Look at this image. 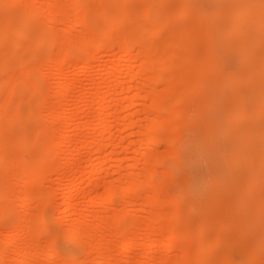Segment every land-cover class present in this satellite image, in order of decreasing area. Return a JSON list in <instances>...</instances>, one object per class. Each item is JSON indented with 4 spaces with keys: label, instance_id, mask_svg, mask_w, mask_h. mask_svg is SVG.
I'll list each match as a JSON object with an SVG mask.
<instances>
[{
    "label": "rangeland",
    "instance_id": "rangeland-1",
    "mask_svg": "<svg viewBox=\"0 0 264 264\" xmlns=\"http://www.w3.org/2000/svg\"><path fill=\"white\" fill-rule=\"evenodd\" d=\"M48 1L50 0H0V25L6 22L9 31V39L0 44V65H4L6 68L4 72L0 71V100H2L0 120L6 129L5 137L9 143V147L8 143L6 147L9 148L8 151H11L9 152L11 155L8 156H12H7L8 160L5 158L2 162L0 160V173H2L0 176V201L2 204L0 206V219H2L0 220V249L4 247L10 249L9 251L13 252L10 256L14 255L16 250L19 253H23L25 250L24 253L27 256L23 257L24 261L21 260L20 264H65V260H73V258L74 261L80 260H76V264H264V158L258 154L247 159V157H241L239 153L242 150L249 152L256 150L258 153L264 147V71L259 69L264 60V18L259 23L256 14H246L242 17L241 30L249 32L252 37L247 38L243 42L245 46L240 49L237 48L240 36L236 32H232L235 24V12L243 7H248L251 0H198V2L192 0V5L191 0H86L85 3L90 5L89 9H94L95 6L97 8L87 16L89 22L97 21L100 14L103 15L108 10L111 11V14L113 11L118 12V15L129 16V19L128 16L126 17L130 20L129 23L125 21L128 25H124V22L122 25L120 23L118 25L120 27L115 26L117 29L114 30L111 29L112 20L109 21L111 16L107 20V27L104 30L103 27L97 28L93 23L76 24L78 20L75 22L73 19L75 15L71 18L73 14L71 10L70 15L66 13V17L69 19L67 18L68 20L65 21L60 19V22L50 20L51 14L45 10L41 21L43 24L47 23L44 24L46 27L51 26L48 24L55 25L53 29L57 28L59 33L55 34L60 38H62L61 35L63 38L66 37L65 32L69 29L70 32L67 34L72 39L67 37L75 40V36H77L78 46L81 45L78 47L79 53L75 59L64 60L62 67L50 65L56 52L54 51V54L49 46H53L51 43L55 40L46 42L42 49L36 50L38 34L33 29L27 30L28 36L33 40L28 48L18 54L13 51L16 39L22 41L26 39L19 35L24 24L29 23L33 27L34 16L32 13H28V10L24 12L25 6L29 8L33 5L34 7L43 6ZM67 1L58 2L60 10H64L67 5H70V2ZM22 6L25 9L21 8ZM21 9L23 12L20 11ZM142 13L148 15L143 22L139 20ZM44 14L46 15L44 16ZM108 14L110 15V12ZM23 17H27V19L24 20ZM61 17L63 18V15ZM66 17L64 16L65 19ZM67 22L69 24L72 22L73 28L70 29ZM164 24H167V27ZM149 25L150 28L152 25L154 29L153 31L151 29L153 34L151 35L152 32H150L147 37L141 32L145 27L146 32ZM127 28L135 31L138 39L143 38L141 39L144 45L140 43L142 46L152 44L149 46L151 49L145 50L148 55L154 48L153 45L157 44V47L162 42V46L166 43L169 45L168 48L172 46L176 49L179 48L182 52L181 48H184L187 53L195 55L193 60L202 58L205 54L211 55L217 63L223 64L224 70L227 69L226 71L230 72L227 88L218 89L216 86L217 83L214 79H218L217 75L222 70L218 67L219 64H214L218 70L216 69L215 76L209 78L203 72L200 74L198 62H196L197 68L194 65L195 62H192V58L189 59L190 54L184 52L182 55L180 51L178 52L183 58L179 57V61L178 58H175L177 62L174 61L175 56L167 53L169 56L163 63L164 66L172 56L173 58L170 57V59H173L172 63L178 69L177 71L191 70L192 68L194 69L191 70L192 73L190 71L189 75L183 76V73L185 75L183 70L182 74L177 76L178 72L175 71V74L173 72V69L176 68H171L173 72L171 74H174L176 79L171 75L164 76V74L162 75L165 78H160L159 69L164 68L163 65H160L163 59L156 57V54L154 59L161 60L159 65L157 64L158 60H154L157 62L152 63L157 65L156 68L159 67L155 68L156 76L153 77V79H157L155 84L158 88L156 91L160 92L159 94H162L163 98H165V94L167 97L165 100H169L176 113L173 112V109L170 113L166 112L165 106L160 101V107L155 109L157 107L155 105L156 111L154 112L150 106L152 107L151 99L155 96L152 98L147 96L150 93L148 91H151L149 86L151 88L153 85L145 83L152 79L150 77L153 74L147 70L146 72L151 76L147 74L148 76L144 77V71H140L144 66L142 62L144 56L138 57L140 54H137L140 50L139 41L141 42V40L136 43L139 47L138 50V47L133 44L134 47L130 45V49L133 48L130 54L123 51L129 47L124 44V41L130 37L126 32H132L129 31L130 29L126 30ZM150 28H148L149 31ZM88 29L90 32L96 31L97 36H100V33L104 35L105 32L108 35L107 31H110L108 41L111 42L112 49L106 50L107 47L103 44L96 45L95 48H93L94 46L88 48L91 43L87 41L91 40L88 38L90 33ZM140 34L147 38L139 37ZM59 37L56 38L60 39ZM224 39L227 42L226 46L219 47L218 44ZM65 42V40L62 41L60 46H62V51L67 53L69 49L66 51L63 44L68 47L70 44L69 42L65 44ZM213 44L217 46L215 50L210 51L211 47L214 49L213 46H210ZM162 46L161 49H163ZM165 47L164 50L167 49ZM176 51L174 49L175 53ZM152 53H150L151 56ZM63 54L61 53L62 59L67 55ZM184 54L186 55L185 59ZM33 55H36L33 76H28L30 78L25 76L24 79L23 77L20 79L23 75L22 71L28 63L24 61L30 60ZM86 55H89L88 58L85 57ZM167 55L163 54L165 58ZM174 55L179 56V53ZM83 57L88 59L89 62L86 64L88 67L83 66L85 65L82 62ZM170 63L168 62V64ZM15 65L19 67L17 68ZM6 71L9 72V75L10 72H13L17 76L10 75L14 77L13 80H17L13 89V83H11L13 80H8L11 84L7 83L10 76H5ZM140 73L143 76H140ZM170 76L172 79H166ZM181 76H183L182 79ZM64 81L69 84L70 88L59 91V87ZM202 82L207 85L205 83L201 85ZM34 84L35 91H30L29 88ZM17 87H21L22 91ZM98 90L105 94L103 103L108 108L107 113L109 111V114L105 116L104 123L97 122L102 127L94 122V107L97 104L95 99ZM36 92L38 95L41 92L42 101H40L42 103L33 108L32 102L37 98ZM134 92L142 94L143 99L140 98L142 101L139 100L140 102L131 107L129 105L130 96ZM216 94L222 99V105L220 104L213 111L216 113L214 118L217 121L212 119L214 125L210 132L217 129L219 124L223 126L215 130L216 136L210 137L211 140H208L205 132L210 122V120L208 122L210 116H206L207 112L204 111L203 106L209 96ZM162 96L161 99L164 100ZM3 101L9 102L6 107L3 105L5 104ZM15 103L19 105L16 106ZM155 104L159 105L158 102ZM239 104H244L245 107L241 112L237 110L235 116L227 113V108L230 105ZM147 105H150L149 113ZM87 106V111L84 112L83 109ZM15 107L14 111L18 113V115L16 114L18 118L14 119L13 123L2 120L4 112L11 111ZM168 107L171 110L172 106ZM27 108L28 112H26ZM51 108L55 114L52 113L50 118L46 115L52 110ZM210 113L212 112L210 111ZM25 115L29 117L26 119ZM174 120H180V122L175 123ZM151 123H157V125L162 123L166 128L160 131L155 129L157 131L155 135L158 137L159 134V137L163 138H161L162 140L150 142L151 132L148 131L153 132L150 129ZM168 124H171L168 126H171V129L165 127ZM104 129L105 131H103ZM34 130L39 136L41 131L51 130L53 132L51 135L53 134L54 138H51L50 141H40L42 144H38V141L35 143L34 138L33 140L31 138L33 136L29 135V133H35ZM27 132L29 133L27 134ZM63 133L68 134L67 138L62 137ZM160 135H164V137ZM25 139L29 141L26 145L27 149L29 148L28 151L20 144L15 145L16 141L22 142ZM58 139L63 145L56 147ZM86 139H90L92 143L87 145ZM244 139L245 141H243ZM9 140L13 142V145ZM47 150L50 151L49 158L53 161V166H51L50 159L47 158L46 161L44 160L47 163L43 164L44 166L40 163L43 166L40 168L42 166L38 159L41 161ZM23 154L27 163H24V160L17 162V159L21 158L22 160ZM24 165L31 168L35 165L40 166L38 168L41 171H38L35 182L32 184L28 181L24 182V174L18 170V166L23 168ZM49 167L50 169L55 168L53 171L51 170L52 173H50ZM97 167H100L102 171L96 177L95 169ZM153 169L155 182L152 181L153 178L148 182L150 178L148 177L147 180L146 176H149L148 172L150 174ZM17 170L18 172H16ZM4 178L6 182H2ZM128 178L136 181L134 183L135 192L132 195H126L124 189L129 184ZM228 181L233 185H230ZM221 185L225 188H222ZM195 186L197 190L193 189ZM115 189L119 194L116 197H111L110 191ZM243 197L244 199H242ZM239 199L241 203L238 201ZM246 206L248 208L244 214L242 210L246 209ZM239 210L240 212H238ZM118 214H123L124 217L120 222L121 229H133V227L135 229H131L134 235L130 232L135 236V243L132 246H128L124 242L123 235L115 233L116 228L114 227L118 225ZM132 222H136V224L134 225ZM76 227L88 230L87 233L89 232L90 235L85 233L86 237L89 235V240L88 237H85L88 240L87 243L84 244V241L83 243L82 241L67 242L64 233L69 229V231L77 229ZM18 229H23L22 234L19 231L12 236L5 235L9 231ZM169 230H173L177 234L176 245H165L171 237ZM32 232L34 237L31 236ZM183 246L184 249L188 248L193 255L198 254L197 258L195 257L196 260L193 258L194 262L190 256H183ZM50 247L55 248L52 254L46 252ZM38 250L42 252H35ZM193 255L191 256L193 257ZM12 258L8 257L4 261L0 259V264H14L15 257Z\"/></svg>",
    "mask_w": 264,
    "mask_h": 264
},
{
    "label": "bare ground",
    "instance_id": "bare-ground-1",
    "mask_svg": "<svg viewBox=\"0 0 264 264\" xmlns=\"http://www.w3.org/2000/svg\"><path fill=\"white\" fill-rule=\"evenodd\" d=\"M16 1V0H15ZM17 1H19V0H17ZM67 1V0H66ZM85 1L86 0H68L67 2H70V5L68 6L67 5V2H66V9L64 8V10H60V8H59V3L61 2V0H50V1H48L47 2V4H45V5H37L38 7H34V5H33V7H31L30 6V8L28 7V6H25V8H24V6H22L21 8H23V9H25L24 10V12H26V10H28L27 12L28 13H32V16H34V22H33V27H32V25H30L29 23H25L24 24V28L23 29H21V32L20 31H18V32H20V34L19 35H21V36H24V38H26L25 40H20V39H16L15 41H14V48H13V51H14V53H16V54H18V53H21L22 51H24V49H26V48H28V45L30 44V42L31 41H33L29 36H28V34H27V30L28 29H33L34 31H36V33L38 34V38H37V42H38V44H37V47H36V50H40V49H42L44 46H45V44H46V42H48V41H52V40H55L54 42H50L51 43V45L53 44V46H49V49L50 50H52L53 52L55 51L56 52V54H55V52H54V54H55V57L54 58H50L51 59V64L50 65H52V66H61L62 65V63L64 62V60L66 61H69V59L70 60H72L73 58L75 59V56L79 53L78 51V47L79 46H81V45H79L78 46V44H79V40H78V38L76 39V37L77 36H75V40H71L72 38L70 37V36H68V34L67 33H69L70 31H69V29H68V31L67 32H65V34L68 36V37H70V38H68L65 34H64V36H66V37H64L63 38V35H61L62 36V38H60L59 36H56V34L58 35V33H59V31L57 30V28H55V29H53L54 27H55V25L53 26L52 24H48V25H51L49 28L48 27H46L45 25L47 24V23H45L44 22V24H43V21H41V16L43 15V13H45L46 11L45 10H47V13L48 12H50V14H51V18H50V20L52 19V21H61L60 19H62V21L64 20H68L69 19V17H66V13L67 14H71L72 12H73V14H72V16H71V18L73 17V15H75L74 17H73V19H75V22H76V24H83V25H86V24H84V23H93L97 28H102L103 27V29L105 28V27H107V25H106V23H107V20L109 19V17L111 16V19L109 20V21H111L112 20V22H111V29L112 30H114V29H117L116 27H120V26H118L120 23V25H122V23L124 24V25H126L127 23H129V21L130 20H128L129 19V16L127 17L126 16V14H124V16L122 15H118V12H113L112 11V13L113 14H111V11H106L105 13H104V10H102L103 11V15L102 14H100V18H98V20L95 22V21H91V19H90V21L91 22H89V20H87L88 19V17L87 16H89L90 15V13H91V11H95V8H96V6L94 7V9H89L88 8V6H90L88 3H85ZM91 1H93V0H91ZM188 1V0H187ZM197 2H198V0H196ZM59 2V3H58ZM88 2V1H87ZM192 2V0L190 1V3ZM196 2V3H197ZM200 2V1H199ZM63 3V2H62ZM90 3V2H89ZM189 3V2H188ZM69 4V3H68ZM91 4H93V3H91ZM193 4V2L191 3V5ZM61 5V4H60ZM191 5H189V6H191ZM69 7V8H68ZM190 8V7H189ZM59 11H58V10ZM97 9V8H96ZM102 9V8H101ZM104 9V8H103ZM187 9V8H186ZM70 10L72 11L71 13H69L70 12ZM89 10V11H88ZM20 11H22V9L20 10ZM45 11V12H44ZM23 12V11H22ZM62 12V13H61ZM96 12H97V10H96ZM110 12V15L108 14ZM49 14V15H50ZM97 14H98V12H97ZM147 14V13H146ZM145 13L143 14L142 13V15H140L141 17H139V20L141 21V22H143V21H145L144 19H145V17L147 18V16L148 15H146ZM178 14H182V13H178ZM188 14V13H187ZM246 14H256V16H257V20L259 19V23H261L262 22V20H263V18H264V0H251L250 1V5L248 6V7H243L241 10H237L236 12H235V24H234V26H233V29H232V32H236L239 36H240V40H239V42H238V44H237V48L238 49H240V48H242V47H244L245 45V43H243L247 38H251L252 36V34H250L249 32H245L244 30H241V22H242V17L244 16V15H246ZM46 14H44V16H45ZM60 15V17L63 15V18L61 17H59L58 18V16ZM146 15V16H145ZM44 16H43V18H44ZM64 16L66 17V19L64 18ZM68 16V15H67ZM102 16V17H101ZM48 17V16H47ZM98 17V16H97ZM106 17H108L107 19H106ZM123 17V18H122ZM128 19H127V18ZM24 18V20H26L27 19V17H23ZM46 18V17H45ZM68 18V19H67ZM70 18V20H72ZM90 18H91V16H90ZM93 18V17H92ZM106 19V21H105V23H104V20ZM43 20H45V19H43ZM103 22H102V21ZM52 21H50V22H52ZM108 21V22H109ZM127 23H126V22ZM72 22H73V20H72ZM71 22V23H72ZM79 22V23H78ZM82 22V23H81ZM58 23V22H57ZM56 23V24H57ZM68 23V25H69V27H70V29H71V27L73 26V25H71V23L69 24V22H67ZM112 23H113V26L115 27H113L112 26ZM54 24V23H53ZM74 24V23H73ZM92 24V26H94ZM149 24V23H148ZM67 25V26H68ZM106 25V26H105ZM128 25V24H127ZM162 26V25H161ZM164 26H166L167 27V24H164ZM95 27V28H96ZM153 26L151 25V28H150V25L147 27V29H146V32H145V28H144V30L142 29V31L143 32H141V33H143V35H145L146 34V36L148 35V33H150V32H152L153 31V29H154V27L152 28ZM163 27V26H162ZM166 27H164V29H166ZM73 28V27H72ZM148 28H150V31L148 30ZM161 28V27H160ZM66 29V30H67ZM110 29V30H111ZM130 29V30H129ZM127 28L126 30H129V31H132V32H130V33H128V31L126 32V34L128 35V36H130L129 38H128V40L127 41H124V44L126 45L127 44V46H129L128 47V49L126 50H123V51H125L124 53H131L130 51L133 49V48H131L130 49V45L132 46V47H134L133 46V44H135L136 45V43H137V41H139V40H141V42L139 41V44L141 43V44H143L144 45V42L142 41V37H140V36H143L142 34H140L139 35V39H138V35L136 34V33H134L135 31H133V30H131V28ZM151 29H152V31H151ZM105 30V29H104ZM56 31V32H55ZM98 31V30H97ZM100 31H101V29H100ZM149 31V32H148ZM71 32H72V30H71ZM88 32H90V30L88 29ZM96 32V31H95ZM95 32H90L89 34L87 33V31H86V34H88V38H91V40L89 39V40H87L88 42H91L90 43V46H88V48L89 47H91V46H94L93 48H95V46L96 45H99V44H103L104 46H106V47H103V48H106V50H109V49H112V47L113 46H111V42H109L108 40H109V38H108V35L110 34V31H107L108 32V35H107V33L105 32L104 33V35H102V33H100L99 35L100 36H97L98 34H97V32H96V35L94 34ZM139 32V31H138ZM145 32V33H144ZM155 32H157V31H155ZM155 32H154V34H155ZM166 32H168V31H166ZM56 33V34H55ZM132 33H134V34H132ZM85 34V33H84ZM112 34V33H111ZM139 34V33H138ZM151 35L153 34V32L152 33H150ZM149 34V35H150ZM8 35H9V31H8V24H6V22H3L1 25H0V44H1V42H4V41H6L7 39H9V37H8ZM60 35V34H59ZM127 35H126V37H127ZM135 35H137V36H135ZM87 36V35H86ZM90 36V37H89ZM56 37H59L60 39H57ZM144 38H147V37H145V36H143ZM151 37V36H150ZM182 37V36H181ZM16 38H19V36L17 37L16 36ZM111 38V37H110ZM142 38V39H141ZM57 39V40H56ZM113 39V38H112ZM138 39V40H137ZM181 39H183V38H181ZM66 41V42H69V44H70V47H68V45L65 47L64 46V44H63V47L64 48H66V51H67V49H69L68 51H67V53L66 52H63L62 51V49H61V47L62 46H60L61 45V43H62V41ZM81 41V40H80ZM66 42H65V44H66ZM82 42V41H81ZM127 42V43H126ZM259 42H260V40H259ZM49 43V42H48ZM64 43V42H63ZM113 43V42H112ZM226 40L224 39L220 44H218V46L219 47H222V48H224L225 46H226ZM3 44V43H2ZM88 44V43H87ZM140 44V45H141ZM154 44V43H153ZM162 44H163V42H162ZM162 44L160 43L159 44V46H157L156 47V45H153V49L152 50H154V51H152L151 50V52L150 51H148V52H150V53H152V56L150 55V53H149V55H148V53L145 51V50H148V48H150L151 49V47H149V46H151V45H148V44H145V47H146V49H145V47L144 46H139L140 47V50H138L139 49V47H138V44L136 45L137 47V50H138V52H137V54H140V55H138V57L139 56H144V58L142 57V62H143V64H144V66L142 67L143 68V70H141L140 69V71L141 72H143L144 73V77H147L148 75L149 76H151V74H153L152 75V77H150V79H148V80H150V81H148V82H145V83H150V85H153V86H151V88H150V86H149V84H146V86L148 85L149 86V89H151V91H156V89L158 88H156V85L157 84H155L156 83V80L157 79H153V77L154 76H156L154 73L156 72V70H155V68H156V66L157 65H154V64H152V63H156L154 60H158V62L159 63H157L158 65L160 64V62H161V60H159L158 58L160 57V59H163L162 60V62H161V64L160 65H163V67L164 68H160L159 69V74L161 75V77L160 78H165L164 76L165 75H167V76H169V75H171L173 78H175L176 76L174 75L175 74V71H177L178 69L176 68V67H174V65H173V63H172V56H175L174 57V61H176L175 60V58L179 61V59L180 58H183L182 57V55H183V53L184 52H186V51H184L185 49L184 48H181L182 50H183V52L182 51H180V49L179 48H175V47H172V46H170L171 48H168L167 46H169L168 44H166V43H164L165 45L164 46H162ZM212 44V43H211ZM124 45V46H125ZM126 46V47H127ZM148 46V47H147ZM161 46L163 47V49H161ZM167 47V49L166 50H164V47ZM210 46H213L214 47V49L211 47V50L210 51H213V50H215V48H216V46L217 45H210ZM48 47V46H47ZM51 47V48H50ZM97 47V46H96ZM99 47V46H98ZM165 47V48H166ZM125 48V47H124ZM161 50H160V49ZM130 49V50H129ZM149 49V50H150ZM174 49H175V51H176V53L174 52ZM179 49V50H178ZM105 50V49H104ZM158 50V51H157ZM62 51V52H61ZM156 51V52H155ZM162 51H163V53H162ZM178 51H180L181 52V54H180V52H178ZM140 52V53H139ZM157 52H159V53H157ZM209 52V51H208ZM24 53V52H23ZM61 53H64V54H67L66 55V58H64V59H62L61 58ZM161 53V54H160ZM165 53H166V55H167V53L169 54V55H172V56H170V57H172L171 59H170V57H169V61L168 62H171L170 64H168V62H166V64H165V66H164V64L163 63H165V61H166V59H167V57L169 56V55H167L166 56V58L164 57L165 56ZM177 53H179V56H177V55H174V54H177ZM187 53V52H186ZM52 54V53H51ZM63 54V55H64ZM81 54V53H80ZM136 54V55H137ZM156 54H157V56H156ZM160 54V55H159ZM163 54H164V56H163ZM187 54H190V53H187ZM212 54V53H211ZM83 55V54H82ZM154 55V56H153ZM163 57H162V56ZM193 54L191 53L188 57H190L189 59H191L192 60V62L194 61L195 63H194V65H196V67L198 68V66L200 67V69L199 70H201L200 71V74H201V72H203V73H205V75H207L209 78H212L213 76H215L216 75V73H215V71H216V69L218 70V67L219 68H222V70H220L221 71V73H218V79H214L215 80V82L217 83L216 84V86H217V88L218 89H223V88H227V86H228V83H229V81H230V76H229V73L230 72H227L226 70H224L223 69V64H221L220 62H218L217 63V61H215L214 59H213V57H211V55H209V54H205V55H203V57L201 58V57H199V58H196L195 60H193L195 57V55H193ZM87 56H89V55H86L85 57H87ZM158 57L157 59H154V57ZM185 54H184V59H185ZM196 56H199V55H196ZM36 55H33L31 58H30V60L29 59H27L26 61H24V62H28L27 64H26V66H25V68H24V72L22 71V73H23V75L21 76V78L20 79H22V77H23V79H24V77L25 76H30V75H32L33 74V71H35L34 70V68H35V66L34 65H36V63H34L35 62V60H36ZM162 57V58H161ZM180 57V58H179ZM84 58V57H83ZM88 58V57H87ZM91 58V57H90ZM187 58V57H186ZM82 59V58H81ZM165 59V60H164ZM188 59V58H187ZM188 59V60H189ZM197 59H199V60H197ZM144 60V61H143ZM171 60V61H170ZM190 60V61H191ZM147 61V62H146ZM148 61H150V62H148ZM181 61V60H180ZM185 61H187V60H185ZM82 62L85 64V65H83L84 67H88L86 64H88V59H82ZM177 62V61H176ZM196 62H198V66H197V63ZM214 62V63H213ZM38 63H39V61H38ZM147 63H149V64H147ZM34 64V65H33ZM176 64V63H175ZM214 64H219V66L216 68L215 66L216 65H214ZM146 65V66H145ZM149 67H148V66ZM150 65H152V67H150ZM167 65V66H166ZM16 66V65H15ZM171 66V67H170ZM0 67H3V68H1L0 69V71L1 72H4L5 70H6V68H5V66L3 65H0ZM10 67V66H9ZM17 67V66H16ZM19 67V66H18ZM17 67V68H18ZM62 67V66H61ZM193 67V66H192ZM5 68V69H4ZM12 68V67H11ZM15 68V67H14ZM154 70H153V69ZM159 67H157L156 69H158ZM168 68V69H167ZM173 68H176L175 70L173 69V72H174V74L172 75L171 73H173L172 72V69ZM194 68H195V66H194ZM3 69V70H2ZM259 69L260 70H263L264 71V60H263V62L260 64V67H259ZM148 70V72L149 73H151V74H148V72H146ZM167 70V71H166ZM183 70H184V72H185V75H184V73L182 74V72H183ZM183 70H179V71H177L178 72V74H177V76H179V74H182L183 76H187V74L188 73H190V71L191 70H194V69H192L191 68V70H185V69H183ZM15 71V70H14ZM17 71V70H16ZM15 71V72H16ZM160 71H161V73H160ZM162 71H163V73H162ZM6 72H8V71H6ZM6 72L4 73L5 74V76H7V77H9L11 74L14 76L15 74L12 72H10V75H9V72H8V74H6ZM176 72V73H177ZM181 72V73H180ZM199 72V71H198ZM146 73V74H145ZM191 73H192V71H191ZM264 73V72H263ZM141 74V73H140ZM148 74V75H147ZM162 74H164V76L162 75ZM213 74V75H212ZM215 74V75H214ZM43 75V74H42ZM139 75V74H138ZM189 75V74H188ZM5 76H3V78H5ZM16 76V75H15ZM19 76V77H20ZM33 76V75H32ZM140 76H143V74H141ZM170 76V77H171ZM183 76H181V79L183 78ZM216 76V77H217ZM17 77V76H16ZM18 77V78H19ZM26 77V78H27ZM45 77V76H44ZM166 78V79H172V77L171 78ZM13 78L14 77H12V76H10L9 77V79H7V83L8 84H11V83H13L12 85V89L14 88V83H16V81L17 80H13ZM28 78H30V77H28ZM149 78V77H148ZM177 78V77H176ZM175 78V79H176ZM185 78V77H184ZM13 80V81H11V83H10V81H8V80ZM147 79V78H146ZM178 79H180V77H178ZM3 80H5V79H3ZM15 81V82H14ZM25 81V80H24ZM38 81V80H37ZM36 81V82H37ZM153 81V82H152ZM210 82V81H209ZM208 82V83H209ZM214 82V83H215ZM203 83H205V82H202L201 83V85L203 84ZM154 84H155V86H154ZM205 85H207V83H205ZM69 86V84L67 83V82H63L62 84H61V86L59 87V91H65V89H68V88H70V86ZM23 87V86H22ZM32 87V86H31ZM29 88L30 89V91H35L34 90V87H35V84H34V86L32 87V88ZM39 87V86H38ZM37 87V88H38ZM152 87H153V89H152ZM17 88H19L18 90H20V91H22L21 89V87H17ZM21 88V89H20ZM40 88V87H39ZM46 88V87H45ZM11 89V90H12ZM17 90V89H16ZM24 90V89H23ZM45 91V90H44ZM124 91V90H123ZM150 90L148 91V92H150V93H148L147 94V96L148 97H150V98H152L153 96H155V97H153V99H151L152 100V102L154 103H152L151 102V104H152V107L150 106V105H147V108L150 106V108H152L151 110H153L154 109V106L156 107L155 109H157L158 107H160V102H161V104L162 105H164L165 106V108H166V110H165V108H163L166 112L168 111L169 113H170V111H172V109H173V105L169 102V100L167 99V100H165L167 97L165 96V94H164V97L165 98H163V96H162V94L160 95L159 93L160 92H154L155 93V95H153L154 93L153 92H151ZM159 91V90H158ZM33 93V92H32ZM40 93V95H38V93L36 92L35 94L37 95V98H35V100H34V102H32V106H33V108H35V107H37L40 103H42L41 101H42V96H41V92H39ZM112 93V92H111ZM110 93V94H111ZM152 94V95H151ZM43 95V94H42ZM151 95V96H150ZM221 95V94H220ZM30 96H32V95H30ZM39 96V97H38ZM146 96V95H145ZM144 96V97H145ZM146 96V97H147ZM161 96H162V98L164 99V100H162L161 99ZM158 97H160V98H158ZM221 97V96H220ZM143 99V95L142 94H139V93H137V92H134L131 96H130V102H129V105L131 106V107H133L135 104H137L138 102H140L139 100H141V99ZM154 98H156L155 100H154ZM29 99H30V97H29ZM38 99V100H37ZM97 99V100H96ZM96 99H95V102L97 103L96 104V106L94 107V109H95V121L94 122H98V123H104L105 122V116L107 115V114H109V111H108V113H107V107L106 106H104V101H105V94L103 93L102 94V91L100 90H98L97 92H96ZM161 99V100H160ZM41 100V101H40ZM104 100V101H103ZM222 99L221 98H219V95H211V96H209L208 97V101L206 102V103H204V106H203V108H205V112H207L206 113V116H210L209 117V119H208V122H209V120H210V122H212V123H210L209 122V124H208V128H207V131L205 132V135L208 137V140H211V138H213V136H216V134H214V131L215 130H217L219 127L221 128L222 126H220L221 124H219V126H218V128L217 129H213V131L212 132H210L212 129L211 128H213V125H214V123H213V120L212 119H214V120H216L217 121V119H215L214 118V116H215V112H213V111H215V109L217 108V107H219V105L221 104L222 105V101H221ZM60 102H61V100H59ZM142 101V100H141ZM160 101V102H159ZM1 102H2V100H0V105H2L1 104ZM4 102V101H3ZM46 102V101H45ZM155 102H158L159 103V105L158 104H155ZM172 106V108H171V110H169L170 109V107H168V106H170L168 103ZM5 104H3L5 107H6V104H8L9 102H7V101H5L4 102ZM16 104V103H15ZM44 104H46V103H44ZM17 105H19V104H16V106ZM161 105V106H162ZM166 105H167V107H166ZM40 106H43V105H40ZM116 106V105H115ZM1 107V106H0ZM11 107V106H10ZM106 107V108H105ZM146 107V106H145ZM228 107V106H227ZM247 107V106H246ZM32 108V109H33ZM41 108V107H40ZM87 108H88V106L87 107H85L84 109H83V111L84 112H86L87 111ZM116 108H117V106H116ZM146 108V109H147ZM229 108V109H228ZM227 108V113H229L231 116H235V115H237V110H239V112H241L242 111V109L243 108H245L244 107V104H239V105H230L229 107ZM6 109H8V108H6ZM14 109L16 110V107L15 108H13V110H11V111H9V110H7L6 112H4L5 114H3L2 115V120H8V121H11L10 123H13L14 122V119H16V118H18V113H16V111H14ZM17 109H19V108H17ZM52 109V108H51ZM118 109V108H117ZM153 110L154 112L156 111V110ZM168 109V110H167ZM207 109V110H206ZM22 110V109H21ZM24 110V109H23ZM40 110V109H39ZM50 110V109H49ZM176 110V109H175ZM209 110V111H208ZM52 111H54L53 109L52 110H50L49 111V113L47 112V114L48 115H46L47 117L49 116L50 118L52 117L51 116V114L53 113ZM149 108L147 109V112L149 113ZM210 111L212 112V113H210ZM26 112H28V108L26 109ZM26 112H25V114H26ZM34 112H35V110H34ZM173 112H175L174 111V109H173ZM22 113H24V112H22ZM36 113V112H35ZM151 113V112H150ZM172 113V112H171ZM176 113V112H175ZM174 113V114H175ZM210 113V114H209ZM214 113V114H213ZM17 114V115H16ZM50 114V115H49ZM53 114H55V113H53ZM67 114V113H66ZM22 115H24V114H22ZM17 116V117H16ZM54 116V115H53ZM25 117H26V119L29 117V116H26L25 115ZM37 117V116H36ZM179 117V116H178ZM170 118V117H169ZM168 118V119H169ZM211 118V119H210ZM195 119V118H194ZM193 119V120H194ZM50 120V119H49ZM207 120V119H206ZM28 121H30V119H28ZM33 121V120H32ZM167 121V120H166ZM175 121V120H174ZM179 122H180V120H178ZM178 121H175V123L177 122L178 123ZM204 121V120H203ZM1 120H0V160H1V162H2V160H4V158L6 159V160H8V158H6L8 155H11L9 152H11V151H8L9 150V148L7 149V143H8V141L6 140V137H5V128L2 126V124H1ZM168 122H169V120H168ZM171 122V121H170ZM206 122V121H205ZM97 123V124H98ZM101 124H100V126H101ZM161 126H160V125ZM165 124V123H164ZM167 124V123H166ZM6 125H7V122H6ZM5 125V126H6ZM109 125H111L110 123H109ZM157 125V123H151V128L150 129H152L153 130V132L152 131H148L149 133L151 132V134H150V137H149V139H150V142L151 143H153V142H157V141H160V140H162L163 138L162 137H159V134H158V137H157V135H155V134H157V131H160L161 129L163 130V128H164V125L162 124V123H158V125ZM162 125H163V127H162ZM169 125H171V124H168L167 126H165V127H167V128H169V129H171L170 127H168ZM210 125V126H209ZM49 126V125H48ZM47 126V127H48ZM98 126H99V124H98ZM99 126V127H100ZM104 126V125H103ZM153 126V127H152ZM12 127V126H11ZM102 127V126H101ZM105 127V126H104ZM103 127V128H104ZM148 127H150V126H148ZM147 127V129L148 130H150L149 128ZM234 127V126H233ZM51 128V127H50ZM64 128H65V126H64ZM64 128H62L61 127V129H64ZM110 128V127H109ZM235 128V127H234ZM53 129V128H52ZM105 129H106V127H105ZM105 129L103 130V131H105ZM155 129L157 130V131H155ZM164 129H166V128H164ZM209 129V130H208ZM256 130H258L257 128H255ZM36 130H37V128H36ZM43 130H44V128H43ZM260 130V129H259ZM39 131V130H38ZM51 131V130H50ZM49 130L48 131H44V132H40L39 134H40V136L39 135H36V134H38V133H36L35 132V130H34V132L35 133H33L32 132V134H35V135H32L31 133H29V132H27V134L29 133V135H31V136H33V137H31L32 138V140H33V138H34V142L36 143V141H38V144L40 143V144H42V142H40V141H50V139L51 138H54V137H52V135H51V133H53L52 131H54V129L50 132ZM146 131V130H145ZM144 131V132H145ZM143 132V133H144ZM227 132V131H226ZM208 134V135H207ZM148 135V134H147ZM18 136V135H17ZM35 136V137H34ZM38 136V137H37ZM66 136H68V134L67 133H63L62 134V137L64 138V137H66ZM160 136H163L164 137V135H160ZM170 136V135H169ZM9 137V136H8ZM61 137V139H63ZM166 137V136H165ZM211 137V138H210ZM19 138V137H18ZM67 138V137H66ZM162 138V139H161ZM210 138V139H209ZM215 138V137H214ZM8 139V138H7ZM20 139V138H19ZM60 139V138H59ZM57 140L58 142H56L57 144H56V147H58L59 145H61L60 144V141L61 140ZM65 139V138H64ZM169 139V138H168ZM207 139V138H206ZM31 140V139H30ZM11 140H9V142H10ZM52 141V140H51ZM65 141V140H64ZM243 141H245V139L243 140ZM12 142V141H11ZM29 143V141L27 140V139H25V140H23L22 142H20V141H16L15 142V145L17 144H20L22 147H26V145ZM47 143V142H46ZM62 143V142H61ZM92 143V141L90 140V139H86V144L87 145H90ZM2 144V145H1ZM12 145H13V142H12ZM33 145H34V143H33ZM46 145V144H45ZM63 145V144H62ZM61 145V146H62ZM29 146H30V144H29ZM8 147H9V143H8ZM35 147V146H34ZM37 147V146H36ZM39 147V146H38ZM41 147V146H40ZM4 148H6V149H4ZM13 148V147H12ZM48 148V147H47ZM150 148H151V146H150ZM25 150H29V148L27 149V147H26V149ZM31 150V149H30ZM44 152V151H43ZM240 153V156L241 157H244V158H246L247 157V159L248 158H252V157H254V156H256V155H258V154H260L263 158H264V147H263V149H261V150H259V152L258 153H256V150H252V152H251V150H250V152L249 151H246V150H242L241 152H239ZM24 154H25V152H24ZM23 154V155H24ZM30 155V153H27V155ZM22 155V156H23ZM49 155H50V151H45V154H44V156L42 157V159H41V161L38 159V161H39V164L41 163L42 165L43 164H46L47 162H45L46 160L45 159H47V158H49ZM52 155H53V153H52ZM21 156V157H22ZM38 156V155H37ZM40 156H42V155H40ZM8 157H12V156H8ZM27 157V156H26ZM30 157V156H29ZM36 157V156H35ZM260 157V156H259ZM2 158V159H1ZM17 158V157H16ZM16 158H13L14 160H16ZM31 158V157H30ZM33 158V157H32ZM38 158H40V157H38ZM161 158H163V157H161ZM11 159V158H10ZM50 159V158H49ZM52 159H53V157H52ZM160 159V158H159ZM5 160V161H6ZM23 160H24V163L27 161V159H25V155H24V157H22V160H21V158L18 160L17 159V162H19V161H22L23 162ZM26 160V161H25ZM45 160V161H44ZM163 160V159H162ZM161 160V161H162ZM180 160V159H179ZM45 163H44V162ZM14 162V161H13ZM30 162V161H29ZM53 161H51V159H50V163H52ZM261 162V161H260ZM27 163V162H26ZM38 164V163H37ZM36 164V165H37ZM40 164V165H41ZM16 165H18V164H16ZM31 165V164H30ZM35 165V166H36ZM41 165V166H42ZM50 165V164H49ZM175 165V164H174ZM25 166V165H24ZM34 166V167H35ZM39 166V165H38ZM38 166H36L35 168L32 166V168L31 167H28V166H25V167H19L18 166V170L20 171V173L22 172L23 174H24V176L23 177H25V181L24 182H30L31 184L33 183V182H35L34 180H35V178H36V175H37V173H38V171H41L39 168H38ZM44 166V165H43ZM43 166L42 167H40V168H43ZM51 166H53V163L51 164ZM152 167V166H151ZM153 168V167H152ZM16 169V168H15ZM49 169H50V167H49ZM55 169V168H54ZM54 169H50V173H52V171L54 170ZM18 170L16 171V172H18ZM52 170V171H51ZM149 170V169H148ZM254 170V169H253ZM101 168L100 167H97L96 169H95V176L97 177L100 173H101ZM6 173V172H5ZM1 174L2 173H0V176H1ZM4 175H6V174H4ZM147 175H149V176H146L147 177V180H148V177L150 178L149 180H148V182L153 178V180L152 181H154V178H155V171H154V169L153 170H151V172H150V174H149V172H148V174ZM252 175H254V174H252ZM20 176H22V175H20ZM137 176V175H136ZM6 178H7V176H5ZM133 177H135V175H133ZM130 178H132V177H130ZM130 178H128V180H129V184L127 185V187L126 188H124L125 189V193H126V195L128 194V195H132V193L133 192H135L134 191V183L136 182H134V180L132 179H130ZM1 179V178H0ZM131 180V181H130ZM258 180V179H257ZM6 182V180H5V178H4V180H2V182ZM233 181H235V180H233ZM128 182V181H127ZM137 182H138V180H137ZM155 182V181H154ZM229 182V181H228ZM227 182V183H228ZM231 182H232V180H231ZM152 184V183H151ZM206 184H208V183H206ZM220 184H222V183H220ZM229 184L231 185L232 183H230L229 182ZM147 185V184H146ZM233 185V184H232ZM137 186V185H136ZM135 186V187H136ZM220 186V185H219ZM198 187V186H197ZM221 187H222V185H221ZM235 187V186H234ZM1 188V187H0ZM199 188V187H198ZM206 188V187H205ZM219 188V187H218ZM222 188H225V187H222ZM136 189H137V187H136ZM194 190H197V188H196V186L193 188ZM192 189V190H193ZM221 189V188H220ZM193 190V191H194ZM218 190V189H217ZM220 191H222V190H220ZM111 193H110V195H111V197H116L118 194H119V192H118V190L117 189H115V190H111L110 191ZM192 193V192H191ZM227 193V192H226ZM242 197V196H241ZM2 198V197H1ZM242 199H244V197L242 198ZM4 200V199H3ZM216 200V199H215ZM237 200V199H236ZM92 202H95L94 200H91ZM207 201V200H206ZM205 201V202H206ZM240 203H241V200L239 199L238 200ZM243 201V200H242ZM245 201V200H244ZM251 201V200H250ZM3 202V201H2ZM200 203H201V201H200ZM211 203V202H210ZM218 203V202H217ZM232 204V203H231ZM236 204V203H235ZM2 204H1V201H0V206H1ZM236 205H241V204H239V203H237ZM196 206V205H195ZM213 206V205H212ZM217 206V205H216ZM220 206V205H219ZM9 207V206H8ZM221 207V206H220ZM235 207H241V206H235ZM247 206H246V209L244 208V210H242L243 212L246 210L247 211ZM2 209V208H1ZM240 209V208H239ZM8 210H9V208H8ZM1 211H3V210H1ZM4 212H7V211H5L4 210ZM238 212H240V210L238 211ZM8 213V212H7ZM11 213V212H10ZM6 214V213H5ZM241 214V213H240ZM244 214H246L245 212H244ZM124 215H125V213H124ZM1 216V215H0ZM3 216V215H2ZM5 217H7V216H5ZM123 219H124V217H123V214H118L117 215V221H118V225H116L117 227H114V228H116L115 229V233L116 234H119V235H123L124 236V242H126L127 244H128V246H132L134 243H135V236H133L134 235V232L132 231L133 229H134V227H133V229L132 228H125V229H121L120 228V222H122L123 221ZM0 220H2V219H0ZM114 220H115V218H114ZM45 221V220H44ZM132 223H134V225L136 224V222H132ZM28 224H29V222H28ZM214 224V223H213ZM29 226V225H28ZM77 229H75L74 228V230L72 229L71 231H69V230H66L67 232H65L64 234H65V236H66V239H67V242L68 243H70V242H79V241H82V243H83V241H84V244H85V242L87 241L88 242V240H89V235H90V233H89V235L87 236L88 237V240H86V236H85V233H87V231L85 230V229H83V228H79L78 229V227H76ZM28 229V228H27ZM32 228L30 227V230H31ZM132 229V230H131ZM23 229H18V230H12V231H9V233L7 234H5V235H8V236H12V235H15V234H17L19 231V233L20 234H22L21 233V231H22ZM24 230H25V228H24ZM29 230V229H28ZM27 230V231H28ZM34 230V229H33ZM131 230V231H130ZM135 230V229H134ZM35 231V230H34ZM69 231V232H68ZM86 231V232H85ZM26 232V231H25ZM24 232V233H25ZM130 232H132L133 233V235H131V233ZM169 232L171 233L170 234V239H169V241H168V243L167 244H165V245H168V246H170V245H176L177 244V242H178V237H177V234H175V232L173 231V230H169ZM33 233V232H32ZM87 233V234H88ZM86 234V235H87ZM30 235H31V233H30ZM36 235H37V233H36ZM118 235V236H119ZM31 236H33L34 237V233H33V235H31ZM86 237V238H85ZM120 237V236H119ZM35 238H36V236H35ZM85 238V239H84ZM121 238V237H120ZM33 240H34V238H32ZM177 239V240H176ZM36 240V239H35ZM86 242V243H87ZM67 244V243H66ZM67 246H69L68 244H67ZM7 247H4V248H1L0 249V259H1V261L3 260H6V258H14V260H15V263L14 264H20V262H21V260H23V257L26 255L27 256V254H25L24 253V251H23V253H19V252H17L18 250H16L15 252H14V255H12V256H10L11 255V253H13L12 251H9L8 249H6ZM19 249V248H18ZM24 249V248H23ZM53 249H55V248H49L46 252L47 253H49V254H52V253H54V251H53ZM258 250V249H257ZM21 251V250H20ZM40 251L41 250H38V251H35V252H39L40 253ZM100 251V250H99ZM17 252V253H16ZM26 252V251H25ZM42 252V251H41ZM102 252V251H101ZM36 253V254H37ZM100 253V252H99ZM191 253V254H190ZM195 253V252H194ZM55 254H57L56 252H55ZM190 254V255H189ZM35 255V254H34ZM190 256L191 258H192V261L194 262L195 260H196V256H198V254H196V255H193L192 254V252H189V250H188V248L186 249H184V246H183V256ZM191 255H193V257L191 256ZM59 257V256H58ZM196 257V258H195ZM12 258V259H13ZM62 258V257H61ZM193 258L195 259V260H193ZM256 258V257H255ZM25 259V258H24ZM62 260V259H61ZM76 260H78V259H76ZM74 261V258H73V260L72 259H70V260H65V262H64V260H63V262L65 263V264H76L77 263V261ZM24 261V260H23ZM27 261V260H26ZM78 261H80V260H78ZM60 262V261H59ZM23 263V262H22ZM25 263V262H24ZM62 263V262H61Z\"/></svg>",
    "mask_w": 264,
    "mask_h": 264
}]
</instances>
